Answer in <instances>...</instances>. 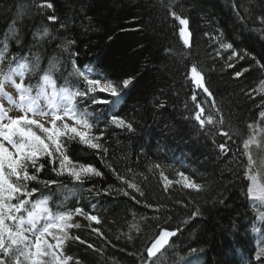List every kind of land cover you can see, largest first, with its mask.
Instances as JSON below:
<instances>
[{
	"label": "trees",
	"instance_id": "trees-1",
	"mask_svg": "<svg viewBox=\"0 0 264 264\" xmlns=\"http://www.w3.org/2000/svg\"><path fill=\"white\" fill-rule=\"evenodd\" d=\"M52 2L54 14L59 17L56 23L66 25L57 32H51L53 22L37 13L36 0H0V45L7 43L12 54L22 53L14 38L5 41V33L11 36L10 28L15 22L24 44L33 54H41L44 68L49 59L58 57L60 71L67 76L71 71L63 64L67 53L61 54L59 48L63 40L70 39L75 41L74 50L79 52V65H87L111 78L135 77L115 109L104 105L94 112L89 109L90 116L99 117V128L94 127L93 133L105 131L100 142L107 152L101 155L86 146L72 145L73 159L94 165L104 177L78 184L66 176H56L48 165L39 173L42 180L56 179L64 185L63 188L51 186L53 211L57 207L71 210L76 206L87 211L94 206L93 214L102 221L96 225L83 217H74L73 223L80 227L71 228L69 235L86 240L95 250L79 242H68L66 253L82 264H137L132 254L142 250L159 228L179 227L180 234L173 238L176 264H188L189 260L192 264H253L255 253L264 247V222L256 212L259 202L245 196L238 180L239 168L233 175L230 161L212 159L211 143L205 141L192 123L190 117L196 111L195 104L204 101L206 94L194 86L190 68L195 65L204 74L205 83L213 93L207 99L215 100L212 114L222 118L220 130L233 135V141L228 143H239L237 137L247 138L252 131L248 125L260 124L261 94L254 89H258L261 73L252 58L264 63V35L256 31L262 27L257 18L264 13V0ZM21 7L25 12L22 18L17 15ZM171 11L189 19L191 47L183 45L180 26L169 15ZM238 14L246 18V23L237 18ZM42 26L50 29L52 39L34 46L33 34L41 32ZM228 42L244 56V59L233 58L235 68L227 67L230 50L220 47ZM245 67H251L252 71L236 78L235 71ZM192 95L197 96V101L191 100ZM157 101L165 107H157ZM203 106L208 114L211 106L207 103ZM113 111L131 122L134 131L110 124L104 129ZM215 139L224 142L221 137ZM260 139L261 145H253L251 149L257 171L264 167V137ZM156 164L161 167L155 168ZM109 166L144 189V202L153 208L167 206V217L122 195L106 194L109 185L121 186ZM181 171L201 184L202 190L185 189L176 183L177 173ZM161 172L173 181L167 188ZM42 190L49 194L48 190ZM194 209H199L201 214L182 223ZM133 224L144 236L137 238L130 232ZM95 227L100 228L102 236L91 231ZM190 249L197 251L191 253Z\"/></svg>",
	"mask_w": 264,
	"mask_h": 264
},
{
	"label": "snow or ice",
	"instance_id": "snow-or-ice-1",
	"mask_svg": "<svg viewBox=\"0 0 264 264\" xmlns=\"http://www.w3.org/2000/svg\"><path fill=\"white\" fill-rule=\"evenodd\" d=\"M35 7L39 15L53 22L51 32L66 28L63 22L56 23L59 17L54 14L52 0H36ZM24 14L23 7L18 9V17L22 18ZM169 15L178 21L179 37L182 38L183 45L191 47L189 19L176 11H171ZM237 18L246 23L245 17L238 14ZM257 23L262 27L256 31L264 35V13L258 16ZM10 33L11 36L5 33V41L14 38L15 43L21 46L23 54L10 53L7 43L0 45V264H82L79 259H74L66 253V244L79 242L88 249H95L91 243L79 236L69 235L71 228L80 227L79 224L73 223V219L83 217L90 224L95 222L96 225H101L102 221L97 214H93L94 206L87 211L82 206L71 210L57 207L56 211H53L50 204V196L53 194L51 186L59 185L63 188L64 185L56 179L42 180L39 173L48 165L56 176H66L78 184H83L93 177L103 178L104 173L94 165L73 159L72 145L86 146L88 149L97 150L101 155L107 152V148L100 142L105 131L100 130L98 135L93 133L94 127L99 128V117L90 116L89 109L94 112L101 105L115 109L123 99L124 90L133 83L135 77L111 78L87 65H79V52L74 50L75 41L70 39L63 40L59 48L61 54L67 53L68 58L63 62L64 66L71 69L65 76L60 71L61 61L58 57L49 59L46 68L41 66V54H33L32 49L24 44L17 34L15 22L10 28ZM33 36L34 46L52 39L50 29L43 26L42 31L34 33ZM220 47L230 50L227 57L228 68H235V63L231 62L234 57L244 59L233 43H221ZM169 55L173 54L169 51ZM252 59L261 73L257 81L258 89H254L261 94V110L258 112L260 124L248 125L252 131L247 138L237 137L239 143H228L233 141V135L220 130L223 120L212 114L215 111V100L207 99L213 97V93L205 83L204 74L195 65L190 68V79L206 97L204 101L195 104L196 111L190 119L205 141L211 143L212 159L230 161L229 168L233 170V175H236V168L240 169L238 180L244 194L252 201L259 202L256 212L259 220L264 222V167L257 171V161L253 159L251 151L253 145H261L260 137H264V63L256 61L255 57ZM251 71V67H245L235 71L234 76L239 78ZM60 82L63 86H60ZM191 100L197 101V96L192 95ZM5 102L9 105L8 108L5 107ZM205 103L211 106L208 114H205ZM157 107L163 108L165 105L157 101ZM12 110L18 114L10 115ZM109 124L117 129L134 131L133 124L114 111L107 117L104 129H107ZM216 137H221L224 142H217ZM233 148L236 149L235 152ZM229 153L232 155L229 156ZM154 167L161 166L156 164ZM109 170L115 179L121 182V186L113 188L109 185L106 194L122 195L137 205H143L144 208L167 217V206L158 205L153 208L152 204L142 199L145 197V191L138 183L131 182V178H126L111 166ZM160 175L166 188L173 184L163 172ZM177 175L179 179L176 183L183 188L197 192L202 190V185L184 172H178ZM42 189L48 190L49 194L46 195ZM200 214L199 209H194L188 220L182 223H187ZM129 230L135 233L137 238L144 236L135 224L130 225ZM91 231L99 236L103 235L99 227L91 228ZM180 231L179 227L159 228L155 235L145 242L142 250L132 254L137 259V264H165L166 261L167 264H176L173 238L177 237ZM50 239L55 242H50ZM126 239L131 240L132 237L126 236ZM196 251L190 249L191 253ZM188 264L192 262L189 260ZM253 264H264V247L255 253Z\"/></svg>",
	"mask_w": 264,
	"mask_h": 264
},
{
	"label": "rangeland",
	"instance_id": "rangeland-1",
	"mask_svg": "<svg viewBox=\"0 0 264 264\" xmlns=\"http://www.w3.org/2000/svg\"><path fill=\"white\" fill-rule=\"evenodd\" d=\"M11 112H12V113H11L12 116H15V115L18 114L15 110H12ZM9 114H10V113H9ZM11 114H10V115H11ZM69 122L71 123V121H69ZM50 242H53V243H54L55 241H51V239H50Z\"/></svg>",
	"mask_w": 264,
	"mask_h": 264
},
{
	"label": "bare ground",
	"instance_id": "bare-ground-1",
	"mask_svg": "<svg viewBox=\"0 0 264 264\" xmlns=\"http://www.w3.org/2000/svg\"><path fill=\"white\" fill-rule=\"evenodd\" d=\"M245 257V256H244Z\"/></svg>",
	"mask_w": 264,
	"mask_h": 264
}]
</instances>
